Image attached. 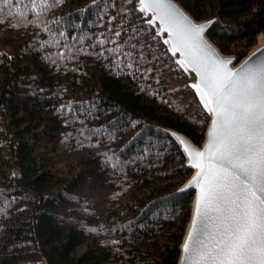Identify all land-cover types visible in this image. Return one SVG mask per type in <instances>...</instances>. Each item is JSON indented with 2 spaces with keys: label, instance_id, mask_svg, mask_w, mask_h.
I'll return each mask as SVG.
<instances>
[{
  "label": "trees",
  "instance_id": "obj_1",
  "mask_svg": "<svg viewBox=\"0 0 264 264\" xmlns=\"http://www.w3.org/2000/svg\"><path fill=\"white\" fill-rule=\"evenodd\" d=\"M172 1L222 56L264 32V0ZM0 21V264H176L191 170L167 132L199 147L208 117L153 27L133 0H0Z\"/></svg>",
  "mask_w": 264,
  "mask_h": 264
},
{
  "label": "snow or ice",
  "instance_id": "obj_2",
  "mask_svg": "<svg viewBox=\"0 0 264 264\" xmlns=\"http://www.w3.org/2000/svg\"><path fill=\"white\" fill-rule=\"evenodd\" d=\"M2 2L8 4L9 0ZM140 3L145 4V0ZM147 8L169 26L173 51L180 50L200 75L196 87L205 89L210 97L207 103L213 105L209 110L215 117L206 152L188 150L194 161L214 152L216 167L206 175L202 165H195L201 168L197 182L202 180V207H197L198 223H194L193 232L199 227L200 236L195 243L189 238L184 248L186 259L191 251L203 264H264V60L254 63L257 53H253L238 71L232 72L227 70L228 61H220L216 67L189 58L186 53L193 48L207 47L199 40L204 27L187 24L183 18L177 26V17L166 11L160 0H151ZM48 10L40 6L39 15ZM208 52L215 55L211 49ZM259 54L264 56V49ZM125 55L135 61L134 46Z\"/></svg>",
  "mask_w": 264,
  "mask_h": 264
},
{
  "label": "water",
  "instance_id": "obj_3",
  "mask_svg": "<svg viewBox=\"0 0 264 264\" xmlns=\"http://www.w3.org/2000/svg\"><path fill=\"white\" fill-rule=\"evenodd\" d=\"M151 2V0H145V4H141L140 0H134V4L136 9L142 14L145 18L148 25L152 26L158 36H160L161 40L163 41L168 53L173 57L175 63L181 68V70L186 74L187 78L188 75L191 77L189 80V87L195 94L198 103L200 104L202 110L206 113L208 117V124L207 128L203 137L202 145L199 147L193 146L185 137L175 132L168 131V135L172 138V140L177 145L179 151L181 152L183 159L185 161V166L191 170V176L187 180V182L182 186L181 191L183 192H190L192 194V204H191V212L188 224L186 226L183 239L181 241V247L179 248V258L176 264H203V261L200 260L199 256L195 255L191 251L186 254L184 251L185 245L189 244V238H192V243H195L196 240L200 236L199 227L196 228L195 232H193V225L194 223H198L196 221V210L200 204V193L202 187V180L201 182H197L198 173H200L201 168L195 165H202L204 168V172L206 175H210L216 167V162L214 159V152L209 153L208 155L198 158L197 160H193L189 156V151L194 153H205L209 147V141L212 136L213 132V121L215 119L213 112L209 109L213 107L212 104L207 103L210 97L205 95V89L197 88L196 85L200 83V75L197 71L193 70L192 65L189 63V59H186L185 55H181L180 50L173 51L174 48V37L169 34L168 25L166 23H162L159 16L156 15L151 8H147V3ZM162 4L166 6V11L172 13L177 17L176 24L179 26L181 24L180 18H183V21H186L187 24H191L193 26H202L204 27V31L200 33L199 40L203 42V45L207 47H197L193 48L190 53H186L189 58H198L201 60L206 61L210 66L219 67L220 61H228L227 70L236 72L238 71L246 61L249 60L250 57H253V53H257L255 57H253V62L257 63L264 60V56L259 54V50L264 49V43L260 47H255L252 51H250L244 59L240 61H236L233 58L225 57L219 54V52L209 43L206 36L212 26L215 24L216 19L213 18L209 21L195 23L176 3L172 0H160ZM144 8L145 10L142 11L141 9ZM208 49H211L212 52L215 53L212 56ZM207 103V106H206ZM219 130V125H217V131ZM186 146V147H185ZM191 185V186H189ZM39 264H45L43 260L39 261Z\"/></svg>",
  "mask_w": 264,
  "mask_h": 264
},
{
  "label": "rangeland",
  "instance_id": "obj_4",
  "mask_svg": "<svg viewBox=\"0 0 264 264\" xmlns=\"http://www.w3.org/2000/svg\"><path fill=\"white\" fill-rule=\"evenodd\" d=\"M134 2V0H133ZM141 14V13H140ZM142 15V14H141ZM144 18V17H143ZM145 19V18H144ZM154 29V28H153ZM155 31V30H154ZM156 33V32H155ZM261 36V37H260ZM160 37V36H159ZM260 38V39H259ZM161 39V38H160ZM264 41V32L262 34H260L257 38H256V41H255V44L254 46L247 52V54L252 51L255 47L258 46L259 43H262ZM163 42V41H162ZM246 54V55H247ZM229 58H233V57H229ZM245 58V57H244ZM243 58V59H244ZM234 59V58H233ZM174 60V59H173ZM236 60V59H235ZM237 61V60H236ZM175 62V61H174ZM178 66V65H177ZM179 67V66H178ZM180 68V67H179ZM181 69V68H180ZM186 75V74H185ZM187 77V76H186ZM188 79V78H187ZM189 81V80H188ZM190 86V85H189ZM200 105V104H199Z\"/></svg>",
  "mask_w": 264,
  "mask_h": 264
},
{
  "label": "bare ground",
  "instance_id": "obj_5",
  "mask_svg": "<svg viewBox=\"0 0 264 264\" xmlns=\"http://www.w3.org/2000/svg\"><path fill=\"white\" fill-rule=\"evenodd\" d=\"M261 37V36H260ZM260 39V38H259ZM264 43V41L262 43H259L257 47H260L262 44ZM256 47V48H257ZM190 75H188V79L191 80V77H189Z\"/></svg>",
  "mask_w": 264,
  "mask_h": 264
}]
</instances>
